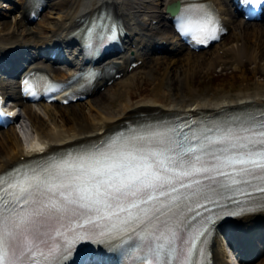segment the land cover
Listing matches in <instances>:
<instances>
[{"label":"snow or ice","instance_id":"1","mask_svg":"<svg viewBox=\"0 0 264 264\" xmlns=\"http://www.w3.org/2000/svg\"><path fill=\"white\" fill-rule=\"evenodd\" d=\"M211 23L205 15L199 30ZM188 127L130 130L0 176V264H60L77 239L97 236L131 241L139 264H194L202 233L186 232L200 209L264 194V113Z\"/></svg>","mask_w":264,"mask_h":264},{"label":"bare ground","instance_id":"2","mask_svg":"<svg viewBox=\"0 0 264 264\" xmlns=\"http://www.w3.org/2000/svg\"><path fill=\"white\" fill-rule=\"evenodd\" d=\"M157 1H160L159 5L161 7L159 9L153 7L155 3L152 0H53L54 6L58 7L59 11L55 13L56 15L51 22L41 25L39 29L27 26L25 23V10H23L20 15L21 18L16 19L14 23L6 20L0 22V57L8 54V52L14 54L13 50L22 43V40L27 38V42L32 48L34 45L50 46L57 40L62 42L63 50L67 51L69 46L65 44L70 40L69 34L79 26L80 19L94 14L96 10L104 5L113 6L130 26L133 25L132 22L142 25L143 32L141 34L146 39H136L137 33L131 29L130 33L133 37L127 39L130 41L131 46L134 43H137V45L147 44L150 37H155L154 39L162 42L166 39V35L163 34L160 37L162 32H159V30L161 28L158 25L152 26L147 21H140V16L163 21L162 17L168 4L178 0ZM1 7L4 8V5ZM5 15L0 12V16L6 17ZM231 25H233L235 32L230 37L229 44H219L217 49L209 54V57L194 52L187 53V59L193 60L191 63L195 67L194 76L198 71L203 70L206 73L211 69L218 68L221 69V73L217 76L225 75L222 76L225 79L229 73L236 74L240 71L248 73L251 70L250 66L254 64L255 74L264 78V69L261 64V61L264 60V24L243 23L241 20L230 19L228 20V27ZM44 31H49L51 35L47 37L39 36ZM154 39L153 42H156ZM178 51L182 52L184 50L178 49ZM141 57V54L138 55V59H142ZM124 59V56H122L114 60H118L122 64ZM149 63L151 66L155 65V67L160 65L158 59L148 61L147 66ZM47 67L49 68V66ZM120 68L122 67L120 66ZM227 70H230V72ZM124 71L127 72L126 66ZM54 76L57 79L67 77L66 74L60 77ZM186 80H180L179 82L186 81L189 84V78H186ZM121 82L120 80L115 85ZM242 83L244 86L237 92H232L233 87H230L228 83H222L221 87L216 88L213 93L205 95L192 93L191 97L187 98L186 95L181 100L169 97L162 93L160 89L154 92L142 88L137 92L132 85L124 84L121 88L108 94L109 103L103 106L95 105V101L87 100L85 103L77 104L75 110L66 107V111L59 112L55 109L52 110V108H55L51 107L52 105L43 104L44 110H46V114L53 124L52 128H48L41 116L30 105H26L24 109L31 119L32 128L37 138L34 142H31L30 149L25 150L20 146L14 129H11L7 135L0 136V174L13 165L22 162V157L25 160L35 157L37 152L44 147L54 152L67 146L79 145L92 139L101 138L106 133L119 128L125 121L142 113L191 112L197 114L198 112L203 115L206 113L223 114L227 111L245 107L264 106V87L259 85L253 90L250 89L251 87L247 85V77L245 76L242 78ZM100 84L101 81L98 82L96 87H99ZM95 90L97 91V88ZM141 95L144 97L140 101L131 102ZM125 96H127L125 103L115 109L113 106L115 100L117 98L123 99ZM240 222L242 223L241 227H244L240 230L245 234L254 231L264 233V231H261L264 230V214L254 215ZM260 248L263 249L264 244H260ZM225 257L226 252L220 241L217 240L214 249V263L228 264Z\"/></svg>","mask_w":264,"mask_h":264},{"label":"rangeland","instance_id":"3","mask_svg":"<svg viewBox=\"0 0 264 264\" xmlns=\"http://www.w3.org/2000/svg\"><path fill=\"white\" fill-rule=\"evenodd\" d=\"M5 3L8 5V1H0V7L2 6V3ZM5 7V5H4ZM2 13H7L6 18H2L1 20L9 21L10 23H14L16 18H18L17 12L9 13L4 10H1ZM58 12L57 7H54V9H48L46 13L43 16V19L41 21L42 25L48 24V22H51L52 19L55 17V13ZM1 22V21H0ZM39 28V23L36 22L32 25ZM41 27V25H40ZM235 32L234 29H231V32L228 36V38L222 43L226 45L229 44L230 37ZM43 35L40 36H47L49 33H42ZM217 47L215 46L210 51H206L205 53L201 54L202 56L209 57V54L212 53L214 50H216ZM153 60L158 59L160 62V65L158 67H155V65H152L149 63L147 66H141L140 68L136 69L135 71L128 74L126 77L123 78L122 82L114 87L111 88V90H105L101 94L94 95L90 99L92 101H95L94 104L98 105H105L109 103L108 94L113 92L114 90L121 88L124 84H130L133 88H135V91L139 92L140 89H147V91H158L159 89L162 90V93L168 95L169 97H172L175 100H181L183 96L187 98L192 96L193 94H207V93H213L216 88L219 86L221 87L222 83H228L230 87H233L232 92H237L240 90L244 85L242 83V78L245 76L247 77V85L250 86V89H254L257 86L264 87V78L255 74L253 68L254 64L250 66L251 70L248 71H240L236 74H227L228 76L223 79L222 76H217L221 73V69L214 68L211 69L209 72L206 73L202 71H198V73L194 76V65L191 63L193 60H188L187 55H178L176 57H164L159 56L157 58H152ZM151 61V59H150ZM175 61V62H173ZM190 61V62H189ZM262 68L264 69V60L261 61ZM151 66V68H150ZM231 70V69H230ZM230 70L228 72H230ZM151 71V72H150ZM264 72V70H263ZM186 78H189V84L186 82ZM179 79V80H177ZM184 81L183 83L179 81ZM261 83V84H260ZM110 91V92H108ZM144 96L141 95L137 99H134L131 102H138L143 98ZM127 96H125L123 99L117 98L115 100V103L113 104L114 108L117 109L119 106L123 103H125V99ZM89 99V100H90ZM83 103V102H82ZM85 103V102H84ZM76 105H72L70 110H75ZM44 107L35 108V112L41 116L42 120H44L46 126L48 128H52L53 124L49 120L48 115L46 114V110H44ZM51 109V108H50ZM55 109L59 112H64L67 110L65 107H55L52 108V110ZM32 129L31 119L28 115L23 113V115L20 117V120L18 121L16 129V136L18 137V141L20 143V146H22L23 149L29 150L30 143L32 139L36 136V133L30 131ZM33 130V129H32ZM7 135V133L0 132V136L3 137ZM230 264H237L236 259L233 255L230 254L229 258ZM250 264H264V255L257 259L255 262Z\"/></svg>","mask_w":264,"mask_h":264}]
</instances>
